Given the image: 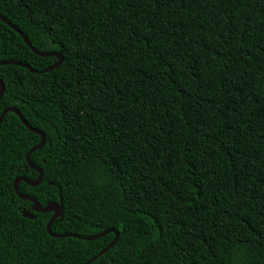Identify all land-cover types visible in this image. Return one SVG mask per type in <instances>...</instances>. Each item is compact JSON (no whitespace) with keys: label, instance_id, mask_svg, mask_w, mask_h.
<instances>
[{"label":"trees","instance_id":"16d2710c","mask_svg":"<svg viewBox=\"0 0 264 264\" xmlns=\"http://www.w3.org/2000/svg\"><path fill=\"white\" fill-rule=\"evenodd\" d=\"M46 73L0 65V115L55 233L113 228L90 264H264V0H0ZM45 69L0 19V61ZM41 141L0 126V264H85L115 233L55 238L14 181ZM32 211L28 219L22 211Z\"/></svg>","mask_w":264,"mask_h":264},{"label":"water","instance_id":"95a60500","mask_svg":"<svg viewBox=\"0 0 264 264\" xmlns=\"http://www.w3.org/2000/svg\"><path fill=\"white\" fill-rule=\"evenodd\" d=\"M0 19L5 22L8 26H10L12 29H14L17 33H19V35L24 39L25 43L34 51V53H36L39 56L42 57H56V62L45 68V69H41V70H37L34 69L33 67H31L30 65L26 64V63H22L19 61H14V60H2L0 61V65H17V66H21V67H25L28 68L31 72L34 73H46V72H50L53 69L57 68L58 66H60L63 61H64V57L62 55L61 52L58 51H39L37 49H35L31 43V41L29 40V38L14 24H12L5 16H3L2 14H0ZM5 90V85L4 82L2 81V79L0 78V99L4 93ZM9 112H13L15 114H17V116L19 117V119L21 120V122L32 132L36 133L37 135L41 136V141L39 144H37L36 146H34L28 153H27V163L28 165L34 169L35 171H37L39 173V177L37 178V180L32 181L29 178L22 176V177H18L15 179L14 181V188L15 191L17 193V195L21 198V199H26L29 200L30 202H32V210L34 212L37 213H49V212H53V216L51 218V220L49 221V223L47 224V230L49 232V234L52 237L55 238H65V237H75L78 239H83V240H88V241H92V240H96L99 239L103 236H105L108 233L114 232L115 233V237L113 239V241L107 245L102 251H100L97 255H95L94 257H92L89 261H87L85 264H90L93 261H95L97 258H99L100 256H102L104 253H106L110 248H112L116 242L119 239V232L113 228L110 229H106L98 234H94V235H80V234H76V233H55L52 231V224L53 222L56 220V218L63 216V204H62V199L60 200V203H52L49 204L48 206H43L37 199H35L34 197L28 196V195H24L20 192L19 190V183L21 181L26 182L27 184L31 185V186H37L41 183L43 176H44V171L42 168L38 167L37 165L33 164V162L31 161V154L33 152H35L36 150L41 149L45 143H46V136L45 134L37 129L32 127L31 125H29V123L26 121V119L24 118V116L22 115V113L16 108V107H9L7 109H5L1 115H0V126L5 118V116L7 115V113ZM22 214L25 218L28 219H36L37 216L32 212V211H28V210H24L22 211Z\"/></svg>","mask_w":264,"mask_h":264}]
</instances>
